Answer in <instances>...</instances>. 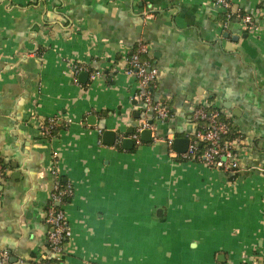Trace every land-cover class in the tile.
Instances as JSON below:
<instances>
[{"label": "crops", "instance_id": "crops-1", "mask_svg": "<svg viewBox=\"0 0 264 264\" xmlns=\"http://www.w3.org/2000/svg\"><path fill=\"white\" fill-rule=\"evenodd\" d=\"M232 2L257 29L234 18L223 27L214 0H0L5 264L50 257L53 152L73 187L60 205L71 231L60 264H262L264 0ZM139 40L158 70L154 99L171 116L125 149L120 140L144 116L125 73ZM198 106L219 109L240 134L234 175L171 154L168 139L190 137ZM56 116L44 136L40 121ZM106 129L119 134L112 145Z\"/></svg>", "mask_w": 264, "mask_h": 264}, {"label": "built area", "instance_id": "built-area-1", "mask_svg": "<svg viewBox=\"0 0 264 264\" xmlns=\"http://www.w3.org/2000/svg\"><path fill=\"white\" fill-rule=\"evenodd\" d=\"M223 8V27H227L231 19H237L249 30H255L258 26V18L252 13L243 11L240 7L234 6L232 0H214ZM146 42L137 41L134 49L126 59L125 73L133 76L138 84V90L133 95L135 100L140 101L143 118L139 125L128 134L127 137L135 143H139L140 132L144 129L153 131V121H162L170 118V109L160 101L155 100L153 89L156 85L158 70L144 56L148 53ZM77 72L81 66L74 65ZM102 76L100 70H93L91 78ZM191 118L195 123L194 132L188 137L189 143L185 152H172L175 157L191 162H200L213 169L234 175L240 170V158L238 154L241 141L240 134L233 128L232 124L225 119L217 108L198 106ZM57 116L42 119L39 123L41 133L50 136L57 126ZM173 139H168L171 146ZM57 153L53 152L51 171L54 176L53 190L46 206L45 223L47 226L46 239L49 258L37 264H60L64 251L66 239L71 235L70 227L66 216L60 205L73 194V187L70 182L62 181L55 170ZM4 166L0 159V180L2 179ZM8 258L7 252L0 253V264H5ZM262 264H264V259Z\"/></svg>", "mask_w": 264, "mask_h": 264}, {"label": "water", "instance_id": "water-1", "mask_svg": "<svg viewBox=\"0 0 264 264\" xmlns=\"http://www.w3.org/2000/svg\"><path fill=\"white\" fill-rule=\"evenodd\" d=\"M87 75L88 74L85 71H82L79 74L80 78H82L84 81L86 80ZM91 118H94V116L88 117L89 120ZM132 131H133V127H130V129L126 130V134H130V133H132ZM151 134H152V131L150 129H144L143 131L140 132V139H142L143 141H150L151 140ZM118 135L119 134L115 130L106 129V130H104L102 132L103 142L108 144V145L109 144L112 145L114 143L115 139L118 137ZM106 138H109V140L106 139ZM120 142H121L122 147L125 148V149H131L133 147V143H134L133 140L130 139L129 137H127V136L123 137L120 140ZM188 143H189V139L188 138H186V137H184V138L176 137V138L173 139V142H172L173 150L176 153L185 152L187 147H188Z\"/></svg>", "mask_w": 264, "mask_h": 264}]
</instances>
